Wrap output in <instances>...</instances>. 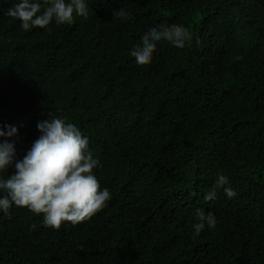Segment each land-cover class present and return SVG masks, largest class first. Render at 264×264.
<instances>
[{"label": "trees", "instance_id": "obj_1", "mask_svg": "<svg viewBox=\"0 0 264 264\" xmlns=\"http://www.w3.org/2000/svg\"><path fill=\"white\" fill-rule=\"evenodd\" d=\"M15 2L0 0V130L17 126L20 159L37 121L74 123L111 197L59 228L0 213V264H264V0H87L48 31L4 15ZM151 23L192 39L137 65ZM218 173L236 195L205 201ZM197 209L216 223L194 235Z\"/></svg>", "mask_w": 264, "mask_h": 264}, {"label": "clouds", "instance_id": "obj_2", "mask_svg": "<svg viewBox=\"0 0 264 264\" xmlns=\"http://www.w3.org/2000/svg\"><path fill=\"white\" fill-rule=\"evenodd\" d=\"M87 12V0H16L4 15L18 19L25 31L36 27L48 31L53 22L71 24L74 15ZM191 39L192 34L182 24L151 23L129 55L137 65H143L151 59L158 42L183 48ZM36 128L38 137L20 159H16L15 150L17 126L5 123L0 130V213L7 215L13 206L27 207L42 215L44 226L52 228H59L63 221L76 224L88 219L111 197L93 172L98 160L89 148L88 137L74 123L52 113L37 121ZM9 167L15 169L11 174H7ZM219 190L229 199L236 195L228 177L218 173L203 199L215 200ZM195 216L194 235L206 226H215L212 214L197 209Z\"/></svg>", "mask_w": 264, "mask_h": 264}]
</instances>
